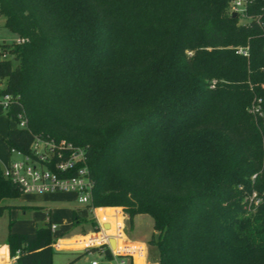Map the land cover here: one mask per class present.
Segmentation results:
<instances>
[{
  "label": "trees",
  "instance_id": "trees-1",
  "mask_svg": "<svg viewBox=\"0 0 264 264\" xmlns=\"http://www.w3.org/2000/svg\"><path fill=\"white\" fill-rule=\"evenodd\" d=\"M231 2L0 0L24 39L0 45V96L9 122L26 123L4 141L82 148L88 208L150 216L157 264H264V27L233 18ZM247 14L264 23V0ZM21 194L0 167V213ZM58 238L46 222L5 243L13 264H53Z\"/></svg>",
  "mask_w": 264,
  "mask_h": 264
},
{
  "label": "rangeland",
  "instance_id": "rangeland-1",
  "mask_svg": "<svg viewBox=\"0 0 264 264\" xmlns=\"http://www.w3.org/2000/svg\"><path fill=\"white\" fill-rule=\"evenodd\" d=\"M241 23L243 21L241 20ZM240 24V21L238 22ZM17 35L9 32L4 27V19L0 18V45L3 43L17 44ZM4 87L5 84L3 83ZM255 99L251 105L253 107ZM9 127L17 128L19 123L9 122L7 110L0 104V167L5 169L9 161L19 160L20 157L11 155L10 149L4 138L7 136ZM2 205L6 207L0 213V242H6L9 232L12 233H31L35 231L36 224L50 222L56 226L53 231L56 238L63 236L72 238L80 235V229L74 224L73 212L77 211L79 216L86 220L94 219L93 209H89L87 205L80 204L78 196L71 192H54L47 194H28L23 193L20 197L14 199H6L2 201ZM113 209L123 210L120 207H109ZM153 219L148 215H138L135 224H131L128 219L125 221V234L131 238H142L148 246L146 261L152 264L156 263L155 248L149 246L148 239H151L154 228ZM106 231L109 228L104 226ZM91 230L89 225H86V231ZM112 235L114 231L110 232ZM88 243L96 242L94 237L86 238ZM83 245H74V248H82ZM102 248V247H101ZM101 248H89L82 251L59 250L56 249L53 255V264H117L121 259L125 260L126 264H134L130 256L112 259L107 258L104 250ZM117 251V250H116ZM140 264L143 260L140 259Z\"/></svg>",
  "mask_w": 264,
  "mask_h": 264
},
{
  "label": "built area",
  "instance_id": "built-area-1",
  "mask_svg": "<svg viewBox=\"0 0 264 264\" xmlns=\"http://www.w3.org/2000/svg\"><path fill=\"white\" fill-rule=\"evenodd\" d=\"M249 0H232L230 4V13H235L240 17L244 23H248L252 19H255L257 24L262 28L264 23L258 15L251 17L247 14ZM24 39H17V43H23ZM237 53L248 56V48H238ZM6 57L0 52V59ZM216 81L212 82V88H214ZM0 88H3L0 84ZM12 97L10 95L0 96V104L8 110L11 106ZM259 109H255L258 112ZM19 123V127H26V123L22 116ZM11 155L20 157L19 160L10 161L4 169V176L18 185L23 193L28 194H47L54 192H71L78 196L80 204L89 205L92 200L93 182L90 177L88 163L85 155V151L74 146L72 143L66 140H55L49 137H43L36 135L31 145L30 153L25 154L21 151L12 149ZM96 209V208H93ZM114 234L106 233L104 226L99 227V231L95 236H102V240L99 243H88V249L90 247L100 244V247L107 246L104 250L109 249L111 252V259L114 257L124 258L128 257L123 252L122 247L115 251L110 246V239L115 238L117 241L121 235V224L112 225ZM52 230H56V226H52ZM110 231V232H111ZM112 237V238H110ZM54 249H61L56 242ZM14 258H11L13 264ZM97 264V262H92ZM117 264H126L125 260L121 259Z\"/></svg>",
  "mask_w": 264,
  "mask_h": 264
},
{
  "label": "crops",
  "instance_id": "crops-1",
  "mask_svg": "<svg viewBox=\"0 0 264 264\" xmlns=\"http://www.w3.org/2000/svg\"><path fill=\"white\" fill-rule=\"evenodd\" d=\"M18 39V38H17ZM10 128V127H9ZM9 130V129H8ZM8 133V132H7ZM10 162V161H9ZM94 219L98 226H106V228H109V231L106 233H110L111 229L113 228L112 225L114 224H121V235L118 241L115 238L114 239V245L118 246V249L120 246L123 249V253L126 256H130L131 259H133L134 264H140V259L143 260V264H152L151 262H147L145 259L147 252H148V246L144 243L145 240L142 238H131L127 234H125V221L126 219L129 220L128 215L124 213L123 210L119 209H113V208H96L93 209ZM138 216H136L133 219V225L136 222ZM90 227V226H89ZM97 235V232L93 229L86 231V234L80 233V235L74 236L72 238L69 237H59L56 242L59 244L61 249L59 250H73V251H82L87 250V242L85 241L86 238L94 237L96 239L95 243H99L102 240V236H95ZM149 240H147V243H149ZM74 245H83V247L80 249L74 248ZM101 245L98 244L96 246L90 247L91 249H95L96 247H100ZM115 250V247H114ZM12 263L11 257L9 254V249L6 246V243L0 242V264H9Z\"/></svg>",
  "mask_w": 264,
  "mask_h": 264
},
{
  "label": "water",
  "instance_id": "water-1",
  "mask_svg": "<svg viewBox=\"0 0 264 264\" xmlns=\"http://www.w3.org/2000/svg\"><path fill=\"white\" fill-rule=\"evenodd\" d=\"M232 17L233 18H235L236 17V14L235 13H233L232 14ZM107 225H105V227H106ZM114 239H110V246L112 247V248H114ZM54 252H56V249H54ZM80 252V251H79Z\"/></svg>",
  "mask_w": 264,
  "mask_h": 264
},
{
  "label": "bare ground",
  "instance_id": "bare-ground-1",
  "mask_svg": "<svg viewBox=\"0 0 264 264\" xmlns=\"http://www.w3.org/2000/svg\"><path fill=\"white\" fill-rule=\"evenodd\" d=\"M118 250V248H115V251Z\"/></svg>",
  "mask_w": 264,
  "mask_h": 264
}]
</instances>
